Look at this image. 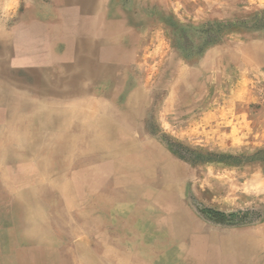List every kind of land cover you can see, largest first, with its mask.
Listing matches in <instances>:
<instances>
[{
  "label": "rangeland",
  "instance_id": "1",
  "mask_svg": "<svg viewBox=\"0 0 264 264\" xmlns=\"http://www.w3.org/2000/svg\"><path fill=\"white\" fill-rule=\"evenodd\" d=\"M98 1L122 33L113 44L97 35L94 46L77 29L93 62L76 69L80 82H92L83 95L90 102L43 104L66 90L22 47L16 67L0 71L1 264L23 248L15 237L27 240V224L29 238L50 244L59 260L50 264H192L200 263L194 254L212 252L207 245L217 249L215 264L240 256L264 264V58L245 61L264 52V0ZM52 10L51 0H0V42L47 30L29 20ZM242 111L250 130L233 125ZM62 117L79 137L71 135V165L63 153L32 150ZM64 135L53 145L69 144ZM40 173L65 180L42 183ZM14 190L20 198L9 197ZM42 247L29 246V264H45Z\"/></svg>",
  "mask_w": 264,
  "mask_h": 264
},
{
  "label": "crops",
  "instance_id": "2",
  "mask_svg": "<svg viewBox=\"0 0 264 264\" xmlns=\"http://www.w3.org/2000/svg\"><path fill=\"white\" fill-rule=\"evenodd\" d=\"M51 1L54 7V10H52L54 12L53 15H48L46 17L42 16V18L37 15L31 20H29V23L32 21V23L35 22L34 23L35 25L40 24L45 27L48 26V29L47 30L37 29V28L34 29V31L29 32V36L26 35V40L24 43L21 42L23 41V39L17 43V47H22L25 49V52L27 53L26 58L29 55V58L27 60L33 65L40 66L46 72V75H49L52 78V81H53L52 83L54 87H56V85L59 86L60 93H63L62 91L66 90L65 94L49 93L45 97H42L43 104H49V105L52 104L54 106L56 104H60L62 108L63 106H68V107L72 105L80 106L81 103L83 102L85 103L90 102V98H88L89 97L88 94L90 92L89 87L91 86L92 82H90L89 80H83L82 82H80L79 76L76 74V69L77 70L80 69L81 66L84 64H87L90 67V65L93 62L91 58H85L84 53H85V48H86L85 44L87 40L84 41V38L79 36L77 29H79V26L83 25V29L87 30L89 33L88 37L91 36L88 42H92V44L95 43V40H96L95 38H98V36L99 37L101 36L102 40L106 42L107 44H113V39L115 37V30L118 33L117 36H119L122 33L121 32L122 29L121 27L114 28L113 18L111 17H109V19H107L106 17L104 18L103 14L99 13V10L101 12V7L99 5L98 0H80V1L79 0H51ZM91 5H94L93 6L94 12L99 13L98 15H95L92 18V20L90 19V17H88V16H92L90 9H89V6ZM57 14L59 16H57ZM54 15L56 16L54 22H51L50 20H48L51 17L54 18ZM82 15H85L84 17L86 21L85 23L79 25L80 21H77L78 19L76 20V18ZM60 16H62V18L59 21L58 20L56 21V19L59 18ZM49 37L51 40L49 39ZM250 45L251 47L253 46L255 48L256 47L258 48L257 44L249 43V47ZM82 46H84L85 48L82 49ZM259 57L264 58V52L263 53L254 52L253 55L252 53L249 52V54H247L246 56L247 59L245 61L246 63L250 65L252 64L253 61H256ZM61 80H63V82ZM81 85H83L86 88V90L82 93L77 94L78 89L82 87ZM60 87L63 89H61ZM15 90L16 92H23V90H26V89L23 88L22 86L20 87L16 86ZM85 94L86 96H88L87 98L86 96L85 97L83 96ZM31 95L36 97V95H34L33 93ZM29 96H30V92H29ZM57 111H60V110H56L54 112L57 113ZM92 113L99 114L100 112H98L97 110L96 111L93 110ZM61 114L63 115V113ZM61 114H57V115L61 117L62 116ZM248 114L249 113L247 111H242L238 114L235 113L234 117L236 120L234 121L233 125L244 126L245 129H249L250 126L252 128L253 121L251 120V116H249ZM228 117H233V116L227 115V118ZM60 120L61 121L54 124V126H52L51 128H46L48 129L47 133H49L50 140L45 139V135H44L45 133H42V135H44V138L40 142H38L37 145H34L32 147L33 148L32 150L41 149V150H45L46 153H52V154L63 153V156L67 157L68 159L67 165H71V163H73V161L76 158V157L73 158L74 156H76L75 154L76 140L75 139L79 137L76 132L75 133L72 131L68 132L62 128V125L64 124L66 120L65 117H62V119ZM227 122L228 121L226 119L224 123L227 124ZM39 124L42 125L41 122H39ZM64 134H67V138H69L67 142L69 144H67L65 141L66 144L64 143L61 147H58L59 142H60L59 139L63 138L65 136ZM74 134L76 138L72 139L71 135H74ZM54 141L58 142V145H53ZM71 150L74 151V154H72L73 156L71 155V153L68 154V152H70ZM90 150H91L90 148L86 149V152H90ZM46 156H49V154H46ZM88 156L90 155H87V157ZM42 158L43 156L36 160L37 165L40 164L39 161H42ZM30 160L34 161V157L31 156ZM49 161L51 162L52 160H49V158H47V162ZM74 164L76 165L77 163L74 162ZM49 174L51 173H48V175ZM48 175H43L42 173H40V175H38L36 179L37 181H40L41 180L40 178L42 177V179H44L42 180V183L53 182V179L57 181L59 180V179H56L53 176V174H51L52 176L51 178H49ZM45 176H47L48 178H45ZM64 180H65L64 178L61 179L62 182H64ZM61 181L59 180V182ZM14 192L16 193H14L13 195L12 193L8 192L9 197L11 198L12 196H16L20 198V194L16 190H14ZM9 214H11V212H9ZM37 223L35 222L34 224H32V226L35 227L34 225H36ZM11 229H14V231H16V225L14 224V226L11 227ZM22 231L26 233L27 240L26 239L20 240L17 237H15V246H18L19 244L23 248L20 251L16 252L15 255L11 254L8 257L9 264H29V246L31 245L32 246H35V245L45 246V249L44 247H42V254H41L42 256L41 260L43 263L50 264L51 262L52 263L59 262V260L54 259L55 257L54 253L51 254V249L49 248L50 244L44 241L43 238H40L38 235H35L34 238L33 237L29 238V233H28L29 224L25 225ZM247 258L248 256L246 258L240 256L239 259L241 260H240V263L238 264H242V263L250 264L248 263L250 260L249 258L248 259ZM194 259L196 261L199 259L200 263L199 262L195 263L194 261L190 260V258H188L187 261L189 263L191 262L192 264L194 263L195 264H205V263L207 264V260H208L207 256L203 254L200 257H197ZM1 261H2V257L0 256V264H1ZM203 261H205V263Z\"/></svg>",
  "mask_w": 264,
  "mask_h": 264
},
{
  "label": "bare ground",
  "instance_id": "3",
  "mask_svg": "<svg viewBox=\"0 0 264 264\" xmlns=\"http://www.w3.org/2000/svg\"><path fill=\"white\" fill-rule=\"evenodd\" d=\"M80 1V0H79ZM57 2H59V1H57ZM66 2V1H65ZM54 3V2H53ZM92 3V2H91ZM88 6V5H87ZM62 18V17H61ZM94 22V21H93ZM35 23V22H34ZM90 23V22H89ZM30 24V23H29ZM43 24V23H42ZM92 24V23H91ZM55 25V24H54ZM91 26V25H90ZM45 28V27H44ZM41 32V31H40ZM50 32V31H49ZM57 33V32H56ZM45 34V33H44ZM34 35V34H33ZM46 35H48V34H46ZM60 35V34H59ZM10 37V36H9ZM91 37V36H90ZM11 38V37H10ZM30 38H31V36H30ZM43 38V37H42ZM9 39V38H8ZM49 39H50V37H49ZM51 40V39H50ZM17 41H20L19 40V38H18V40ZM17 41L16 40H13L11 43H8V40H7V38H6V40L5 41H1L0 42V71L1 72H3V71H8L9 69H11V68H13L16 64V60L20 57V56H18L17 55V52H16V46H17ZM96 41V40H95ZM101 42H103V40L101 41ZM87 43V42H86ZM88 44H89V42H88ZM41 45V44H40ZM92 45H96L95 43L94 44H92ZM44 47V46H43ZM88 49H89V47H88ZM93 49H94V47H93ZM110 50V49H109ZM89 51V50H88ZM111 51V50H110ZM19 53H22V52H19ZM110 54V53H109ZM25 55H27V54H25ZM108 55V54H107ZM23 57H24V55H22ZM72 57V56H71ZM76 57V56H75ZM20 58H22V57H20ZM27 59V58H26ZM35 59V58H34ZM53 59V58H52ZM55 59V58H54ZM21 60V59H20ZM37 60V59H36ZM38 60H40V59H38ZM43 60V59H42ZM50 60V59H49ZM70 60V59H69ZM26 63V62H25ZM65 65V64H64ZM66 66V65H65ZM16 67V66H15ZM14 67V68H15ZM18 67V66H17ZM24 67V66H23ZM25 68V67H24ZM33 69V68H32ZM42 72V71H41ZM105 72H107V71H105ZM32 74V73H31ZM35 74V73H34ZM33 76V75H32ZM98 76V75H97ZM12 77V76H11ZM1 79V78H0ZM99 80V79H98ZM6 82V81H5ZM6 86V85H5ZM7 89V88H6ZM10 89V88H9ZM2 91H3V85L1 84V82H0V94L2 93ZM11 93V92H10ZM16 93V92H15ZM12 94V93H11ZM22 95V94H21ZM28 95V94H27ZM20 97V96H19ZM24 97H26V96H24ZM14 99V98H13ZM26 99V98H25ZM15 100V99H14ZM10 101V100H9ZM3 102V101H2ZM12 102H13V100H12ZM36 102V101H35ZM16 103H18V102H16ZM29 103V102H28ZM3 104V103H2ZM1 104V105H2ZM13 104V103H12ZM36 104V103H35ZM15 105V104H14ZM49 106V105H48ZM1 107V106H0ZM2 107H3V105H2ZM2 109V108H1ZM47 110H48V108H47ZM10 118V117H9ZM9 118H8V120H9ZM14 119V118H13ZM3 122V121H2ZM109 122V121H108ZM107 122V123H108ZM10 123V122H9ZM8 123V124H9ZM4 124V123H3ZM96 124V123H95ZM94 125V124H93ZM12 130V129H11ZM23 130V129H22ZM82 130V129H81ZM117 130V129H116ZM76 131V130H75ZM90 131V130H89ZM18 132V131H17ZM24 133V132H23ZM87 133V132H86ZM100 135V134H99ZM93 137V136H92ZM12 139V138H11ZM92 139V138H91ZM98 142H100V141H98ZM1 149V154H0V158H3V153L5 152V150L3 149V148H0ZM15 150V149H14ZM114 152V151H113ZM137 169V168H136ZM135 170V169H134ZM136 171V170H135ZM138 174V173H137ZM96 176V175H95ZM207 247H209V248H211V249H213L212 250V252H207V255H205V254H203V255H205V256H207V259H208V261L210 262V264H215L217 261H218V258L216 257V251H217V249H215V247H214V245H211V246H208L207 245ZM195 256H196V258L197 257H200L201 256V254H199V253H196V254H194ZM220 256V255H219ZM195 258V257H194Z\"/></svg>",
  "mask_w": 264,
  "mask_h": 264
},
{
  "label": "built area",
  "instance_id": "4",
  "mask_svg": "<svg viewBox=\"0 0 264 264\" xmlns=\"http://www.w3.org/2000/svg\"><path fill=\"white\" fill-rule=\"evenodd\" d=\"M261 104H262L263 107H264V91H263V94L261 95Z\"/></svg>",
  "mask_w": 264,
  "mask_h": 264
},
{
  "label": "trees",
  "instance_id": "5",
  "mask_svg": "<svg viewBox=\"0 0 264 264\" xmlns=\"http://www.w3.org/2000/svg\"><path fill=\"white\" fill-rule=\"evenodd\" d=\"M261 151H262V150H261ZM262 153H263V151H262ZM222 156H223V155H222ZM233 156H234V155H229L228 158H233V159L236 158V159H237V157H235V156L233 157Z\"/></svg>",
  "mask_w": 264,
  "mask_h": 264
}]
</instances>
